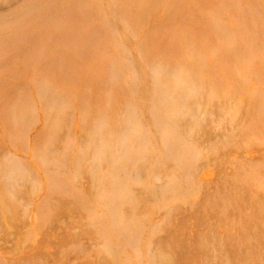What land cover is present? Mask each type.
I'll return each mask as SVG.
<instances>
[{
  "label": "rangeland",
  "instance_id": "1",
  "mask_svg": "<svg viewBox=\"0 0 264 264\" xmlns=\"http://www.w3.org/2000/svg\"><path fill=\"white\" fill-rule=\"evenodd\" d=\"M0 264H264V0H0Z\"/></svg>",
  "mask_w": 264,
  "mask_h": 264
}]
</instances>
